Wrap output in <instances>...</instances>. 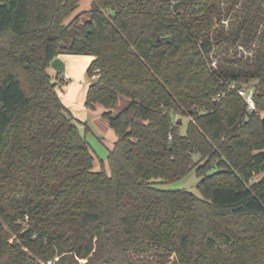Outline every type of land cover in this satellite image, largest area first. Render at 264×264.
Listing matches in <instances>:
<instances>
[{
	"label": "trees",
	"instance_id": "obj_1",
	"mask_svg": "<svg viewBox=\"0 0 264 264\" xmlns=\"http://www.w3.org/2000/svg\"><path fill=\"white\" fill-rule=\"evenodd\" d=\"M79 1L0 0V264H264V0ZM65 54L93 57L107 169L48 73ZM192 168L199 196L157 186Z\"/></svg>",
	"mask_w": 264,
	"mask_h": 264
},
{
	"label": "rangeland",
	"instance_id": "obj_2",
	"mask_svg": "<svg viewBox=\"0 0 264 264\" xmlns=\"http://www.w3.org/2000/svg\"><path fill=\"white\" fill-rule=\"evenodd\" d=\"M89 6L90 0H80L79 8L76 12L87 10ZM84 17H86V14ZM61 58L64 70L61 71L60 76L64 83L58 88V95L76 119L78 130L84 136L93 152L95 158L94 168L96 170L99 169L100 164L103 163L107 169V155L114 144L115 134L109 127L107 119L103 117V112L106 109L102 105H97L94 109H89L85 106L87 88L91 83L87 68L93 57L87 54H65ZM48 73L53 79L55 78L56 71L52 67L48 68ZM242 88L250 89L251 87L247 83L242 85ZM127 102L128 99L120 97L119 104L111 108L113 114H116ZM261 117H264V111L261 112ZM174 118L180 119V124H182L181 131L184 132L190 116L175 115ZM193 158L197 160L199 155L194 154ZM259 177L256 176L255 179ZM200 178L196 175L195 168H192L182 178L172 182H161L157 186L166 190L185 189L199 196L200 192L197 185ZM81 262H84V260H81Z\"/></svg>",
	"mask_w": 264,
	"mask_h": 264
},
{
	"label": "built area",
	"instance_id": "obj_3",
	"mask_svg": "<svg viewBox=\"0 0 264 264\" xmlns=\"http://www.w3.org/2000/svg\"><path fill=\"white\" fill-rule=\"evenodd\" d=\"M230 88H234V86H231ZM237 93L244 99V101L247 104V109L249 111L255 109V102H254V98H253V89L252 88H250V89L239 88V89H237ZM47 264H52V261H48Z\"/></svg>",
	"mask_w": 264,
	"mask_h": 264
},
{
	"label": "water",
	"instance_id": "obj_4",
	"mask_svg": "<svg viewBox=\"0 0 264 264\" xmlns=\"http://www.w3.org/2000/svg\"><path fill=\"white\" fill-rule=\"evenodd\" d=\"M51 67L55 70V71H63L64 70V64L62 62V60L60 59V57L55 58L54 60H52L51 62ZM263 122H264V117H263ZM180 119L178 120V123H180ZM261 171H264V163L261 166ZM208 238L212 241H214L217 245H218V240L216 239V237L214 236V234H209ZM125 264H135V262L133 260H129L128 262H126Z\"/></svg>",
	"mask_w": 264,
	"mask_h": 264
},
{
	"label": "crops",
	"instance_id": "obj_5",
	"mask_svg": "<svg viewBox=\"0 0 264 264\" xmlns=\"http://www.w3.org/2000/svg\"><path fill=\"white\" fill-rule=\"evenodd\" d=\"M61 58V57H60ZM61 60H62V58H61Z\"/></svg>",
	"mask_w": 264,
	"mask_h": 264
}]
</instances>
